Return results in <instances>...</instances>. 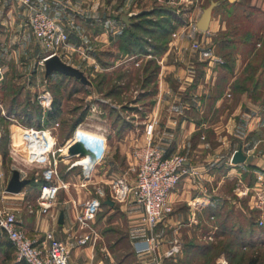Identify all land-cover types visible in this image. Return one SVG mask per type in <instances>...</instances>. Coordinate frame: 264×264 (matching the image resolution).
<instances>
[{
	"label": "crops",
	"instance_id": "0c3cea01",
	"mask_svg": "<svg viewBox=\"0 0 264 264\" xmlns=\"http://www.w3.org/2000/svg\"><path fill=\"white\" fill-rule=\"evenodd\" d=\"M103 1H106V7L101 8L100 2ZM124 1L127 3L129 0ZM194 1H163L175 6L181 17L187 15L188 20L184 22V19L178 25L174 31L179 34L175 37L170 35L164 51L154 56L158 69L154 78L156 90L151 95L152 104L138 121L124 123L113 151L110 145L112 137L105 132L107 155L103 163L91 168L94 171L93 187L101 200V209L91 222L95 232L93 241L82 245L77 243L90 231L81 229L74 216L90 196L82 202L80 197L76 199L71 187L77 188L76 183L60 177L66 186L61 187L59 192L62 196L52 203L46 213H42L36 203L39 187L28 183L18 193L5 191L10 177H5L0 142V208L14 211L22 229L40 245H46L44 233L53 231L55 237L69 247L72 263L152 264L154 258H159L161 264H200L196 260L205 254H199L198 246L211 241H225L232 236V227H242L247 233L251 231L252 223L248 222L244 228L233 221L231 212L234 211L241 215L242 221H251L252 218L226 187L230 181L235 185L238 180L245 182L243 179L248 173L255 176L264 174V151L259 150L263 140L260 137L264 135V102L253 100V94L246 90H232L231 84L237 76L234 69L230 71L223 66L224 57L215 52L212 12L208 29H195L194 25L205 7ZM112 2L115 0H0V102L6 114L16 116L22 123V116H18L22 113L21 109L25 106L30 109L34 102L38 104L37 95L43 91L51 93L42 89L36 94L32 89L36 73H27L26 79L22 78L24 74H17L19 79L11 75L12 70L16 71L18 67L20 71L24 68L28 71L46 53L28 24L29 15L35 10L42 11L66 31L67 43L58 52L62 62L74 65L65 59L75 52L78 57H85L93 71L101 72L113 66V61H104L102 52H109V47L118 45L117 35L124 23L122 14L117 20L114 11H110ZM190 3L193 6L188 9L180 8ZM218 4L216 2V6ZM193 42L198 43L197 48L191 46ZM137 56L141 55L129 57ZM146 60L141 59L139 66ZM15 80L25 84L18 87L13 95H8L10 83ZM86 80L89 81L87 77ZM234 93H237L236 96ZM40 109L42 114L46 112ZM138 109L141 110V107H132L137 113ZM133 115L137 117L135 112ZM151 122L152 143L165 155L184 154L188 158L187 169L196 172L181 176L168 198L172 211L152 231L142 219L144 208L141 204L132 200L117 202L110 198L112 179L125 175L129 182L132 180L133 174L128 171L133 164L132 152L146 143L144 127ZM111 129L114 132L116 128ZM24 138L22 135L21 140L25 143ZM238 148L246 159L234 164L231 157ZM249 166L254 168L249 169ZM20 178H24L21 173ZM107 198L113 204H105ZM60 213H63L61 222ZM151 232L156 236L157 246L154 251H147L144 247ZM0 237L5 238L1 230ZM174 241L180 243L179 250L172 257L164 258V251ZM188 243L194 246L188 247ZM220 256H224L221 251L216 259Z\"/></svg>",
	"mask_w": 264,
	"mask_h": 264
},
{
	"label": "rangeland",
	"instance_id": "374dc122",
	"mask_svg": "<svg viewBox=\"0 0 264 264\" xmlns=\"http://www.w3.org/2000/svg\"><path fill=\"white\" fill-rule=\"evenodd\" d=\"M163 1L164 0H129L125 3L124 0H115V2H112L110 11H114L117 17L116 19L120 20L118 18L121 14L122 16L130 14L135 15L142 11L152 9L155 5L165 4ZM210 1L219 3L212 9L215 26L212 41L215 46L216 54L218 53L220 56H223L225 61L233 66L237 78L233 80L232 84L236 82L244 83L246 91L253 94V100H259L258 103L264 102V0H197L196 4L199 3V6L204 8L209 5ZM105 4L106 1H103V3L100 2L101 8L106 7ZM191 5L193 6V4H183L180 8L184 7L188 9ZM133 19L137 20L135 18ZM183 19H185L184 22H186L188 16L186 15ZM109 48V52H106L107 50L102 52V58L104 61H113V66L109 67L108 70H101V72L93 71L91 68L92 65L87 64L85 57H78L75 52L69 54V59H65L67 62L74 64L70 66L81 71L85 79L87 77L89 81H82L81 79L65 76L55 71L50 72L45 78V64L41 62L43 57L36 60L34 66H31L28 71H26L25 68L20 71L19 67L16 71L12 70V77L18 79L19 77L17 74L19 73L21 75L24 74L22 77L24 79H26L25 75L27 73H36L37 77L35 83L32 85V89L36 91V94L42 89H48L52 91L51 94L55 95L56 100H60V114L55 119V121L59 122V127L54 132L56 134L57 143L62 142L72 122L85 113V117L80 123L88 122L95 128L110 133L112 137L110 145L112 147L111 151H113L116 146L117 137L121 136L122 122L133 123L135 120L138 121L140 116L142 117L143 113L151 106V95L156 90V83L153 78L152 81L144 85L143 65L145 63L141 62V64H143L140 66L138 64L141 59H148L150 55H141L136 58H128L125 60L123 56H120L118 45H113ZM60 50L61 48L58 50L59 53ZM109 55H112V57L109 58ZM113 57H115V59ZM91 74L95 76L93 77ZM98 80L101 82L99 88L96 87ZM23 84L25 83L18 80L10 83L7 94L13 95L14 92L16 93L17 88H21ZM112 90H114V92L110 93ZM236 94L234 93L233 95L236 96ZM232 100L234 102V99ZM231 104L233 105L232 102ZM133 106H139L141 110L138 109L137 113V111L132 110ZM134 112L137 114V117L133 115ZM40 123L43 126H50L52 124V122L47 124L45 119L41 118ZM14 124L15 123L5 119H1L0 121V130L4 137L3 147L5 156L3 166L5 177L9 178L12 171L17 169L24 178H39L41 176L43 164L41 162L29 163L27 161V154L24 150L26 143L21 140L23 133H26V129L22 130L19 126ZM112 127L116 128L114 132L111 131ZM263 134L261 133V135ZM260 138L263 140L260 142L259 150L263 152L264 135ZM44 156L45 154H43V157ZM66 167L67 165L64 164V162L59 163L60 177L69 180L71 183L77 184V188L71 185L72 192L75 193L76 199L80 197L82 202L89 196H96V188L93 187L94 185L92 183L94 172L92 169L89 174L84 176L79 167H74L68 171ZM249 179V176H246L244 179L245 183L248 182ZM235 188V183L230 181L227 184L226 190L232 197H236L234 199L239 202L244 212H249L247 200L241 197L238 198ZM107 189L109 188L107 187ZM107 189L104 192H106ZM88 191L90 192L89 194ZM60 196H62V194L59 192L55 200ZM253 212L255 215L254 219L256 220V218H258V211L253 209ZM262 212L263 224L259 225L258 221H256V224L254 223V226L250 227L251 230L254 229L253 236L248 238L254 241L256 246L252 249H250L249 246L240 249L239 254L231 260V263L243 264L248 257L254 255H258L259 257L257 264L264 263V209ZM235 213V211L234 213L231 212L233 221H236L238 225H243L244 228H246L245 225H247L248 222H255L242 221L241 215ZM238 227H232L234 233L241 228ZM230 240L231 239L228 238L225 241H220L221 246L223 243ZM5 241L6 239L4 237H0V264H14L19 262L16 259L14 250L7 247ZM211 242L214 243L213 245H217L219 241ZM215 250L217 249L205 254L204 257L201 256L197 258L196 261L200 264L203 261H205V264H212L218 256ZM225 258L228 261L227 257Z\"/></svg>",
	"mask_w": 264,
	"mask_h": 264
},
{
	"label": "built area",
	"instance_id": "2783aa9c",
	"mask_svg": "<svg viewBox=\"0 0 264 264\" xmlns=\"http://www.w3.org/2000/svg\"><path fill=\"white\" fill-rule=\"evenodd\" d=\"M192 3V2H191ZM190 3V4H191ZM28 24L33 34L39 39L45 48V55L41 62L51 56H58V50L63 47L68 40V35L57 21L48 14L35 10L28 17ZM194 28L196 26L194 25ZM177 31L171 33V37L177 36ZM193 48L198 47V43L193 42ZM132 59V57H129ZM52 95L49 91H43L37 95V102L43 111L51 109ZM9 120L22 130L37 132L44 136L45 133L52 136L53 143L47 147V140L42 143L29 141V133H23L27 147L24 150L29 163L41 162L43 169L42 178L46 181L40 187L36 203L42 213H46L55 201L61 187H65V182L60 180L59 163L67 165L66 170L79 167L81 173L86 176L91 168L104 162L107 155V136L104 131L95 128L88 122L77 124L71 134L62 143H57L54 133L59 122L53 121L50 126L35 128L23 125L16 116L6 114L0 102V121ZM153 124H146L144 132L147 136L146 143L136 147L132 152L133 164L128 171L133 174L129 182L125 175L116 177L110 183V198L113 201L125 202L132 200L141 204L144 208L143 221L149 225L151 231L159 221L172 211V206L168 200L171 191L177 186L182 175L195 174V171L187 169L188 158L182 153H172L165 155L161 148L151 141ZM34 134V133H31ZM27 139V140H26ZM77 143L85 153L80 151L70 153L69 148ZM31 149V150H30ZM30 150V151H29ZM45 156L43 157V151ZM127 174V173H125ZM238 198H245L250 211H258L259 225L263 224L264 209V174L259 173L253 185L249 186L242 180H238L235 188ZM101 209V200L97 196H92L80 205L74 216L75 221L81 229H88L90 232L77 240L79 245L89 240H94L95 232L91 227V222L95 219L97 212ZM0 230L4 233L13 247L17 261L24 264H75L69 259L70 251L67 244L56 238L53 231L44 233L46 245H40L36 239L29 237L18 223L15 212L0 208ZM157 246L156 236L151 232L148 237L145 250L154 251ZM180 248V243H174L164 251L163 257H172ZM152 264H161L159 258H154ZM214 264H228L224 256L216 259Z\"/></svg>",
	"mask_w": 264,
	"mask_h": 264
},
{
	"label": "trees",
	"instance_id": "16d2710c",
	"mask_svg": "<svg viewBox=\"0 0 264 264\" xmlns=\"http://www.w3.org/2000/svg\"><path fill=\"white\" fill-rule=\"evenodd\" d=\"M120 18V16H119ZM130 22L128 25L122 24L123 27L118 32L117 40H118V49L120 56L129 57L131 55H151L143 65V83L144 85L148 84L155 78L158 65L155 61L154 56L161 54L166 48L169 36L171 33L178 27L179 24L183 23L184 19L177 13L176 8L172 7L168 4L163 5H155L152 9L147 11H142L135 15L130 14ZM133 18L137 19L134 20ZM127 55V56H126ZM223 66L227 67L230 71H232L233 66L229 65L227 61L223 63ZM63 75V74H62ZM151 77V78H150ZM99 80L96 83V87H100ZM232 90L236 92H243L246 90L244 87V83H234L231 85ZM114 92V90L110 91V93ZM52 93V91H51ZM52 106L51 109L46 111L44 114L41 113V109L39 105L34 102L33 107L31 106L30 109H27L25 106L22 108V113L18 116H22V123L24 125L33 126L35 128H41L43 125L40 123V118L45 119L46 123H50L55 121V119L59 116L61 105L60 100L55 99V95L52 94ZM13 109V108H12ZM83 114V113H82ZM85 117V113L75 119L72 124L70 125L68 133L62 139V142L65 138H67L73 128L79 124ZM124 123L122 122V126ZM121 126V127H122ZM3 134H1L0 142L1 147L3 149L4 155V142H3ZM61 142V143H62ZM169 155V154H168ZM5 156V155H4ZM254 167L249 166V169H253ZM249 176V181L246 182L247 185L251 186L254 184L256 176L253 173H248L244 176ZM243 179V180H244ZM46 181L40 176L39 178H29V184L41 187L44 185ZM251 214V221H255L252 223V227L254 223L256 224V220L254 219L255 215L253 211H250ZM233 231V230H232ZM254 229H252L249 233L245 232L241 227L236 233L232 232V236L230 237V241H226L222 244L220 241L217 242V245H213L214 243L210 242L206 245L201 247H197V250L200 255L208 254L210 251L215 250L218 254L220 251L224 253L225 257L228 259V264L231 263V260L239 254L240 249L245 246H249L250 249L254 248L255 242L251 241V239H247L248 235H253ZM5 245L9 248L13 247L10 244V241L5 236ZM188 247H193V243H188ZM236 247V248H235ZM214 251V253H215ZM259 261L258 255H254L248 257L243 264H257ZM14 264H24L23 261H19ZM264 264V263H262Z\"/></svg>",
	"mask_w": 264,
	"mask_h": 264
},
{
	"label": "water",
	"instance_id": "95a60500",
	"mask_svg": "<svg viewBox=\"0 0 264 264\" xmlns=\"http://www.w3.org/2000/svg\"><path fill=\"white\" fill-rule=\"evenodd\" d=\"M233 1V0H229ZM216 5L214 1H210L209 5L206 6L196 21V28L200 31H206L208 29L209 21L211 18V12L213 7ZM129 17L130 15H123L121 20L128 25L129 24ZM45 64V74L48 75L50 72L55 71L65 76L75 77L85 81V77L81 71L78 69L62 62L58 56H51L44 61ZM85 153V151L77 144H73L69 148L70 153H77V152ZM246 159L245 154L242 152L241 148L236 149L231 157V162L234 164L242 163ZM29 183L28 178H20V173L17 169H14L11 173V176L7 182L5 191L8 193H18L20 190ZM105 204H113V201L109 198L105 199ZM63 213L59 215V221L61 222L63 219Z\"/></svg>",
	"mask_w": 264,
	"mask_h": 264
},
{
	"label": "bare ground",
	"instance_id": "6f19581e",
	"mask_svg": "<svg viewBox=\"0 0 264 264\" xmlns=\"http://www.w3.org/2000/svg\"><path fill=\"white\" fill-rule=\"evenodd\" d=\"M26 133H29V139H28V142L29 141H32V142H36V143H42L44 141V139L47 140V147H49L52 143H53V138L52 136L48 135L47 133L44 134V136H42L40 133H37V132H29L26 130ZM31 133H34V134H31ZM27 140V139H26ZM26 147H27V144H25ZM31 150V149H30ZM45 150L43 151V154Z\"/></svg>",
	"mask_w": 264,
	"mask_h": 264
}]
</instances>
